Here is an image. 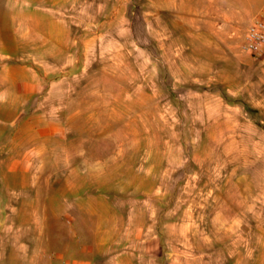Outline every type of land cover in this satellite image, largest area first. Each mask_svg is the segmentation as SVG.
Returning <instances> with one entry per match:
<instances>
[{
    "label": "rangeland",
    "instance_id": "obj_1",
    "mask_svg": "<svg viewBox=\"0 0 264 264\" xmlns=\"http://www.w3.org/2000/svg\"><path fill=\"white\" fill-rule=\"evenodd\" d=\"M263 7L0 0V264H264Z\"/></svg>",
    "mask_w": 264,
    "mask_h": 264
},
{
    "label": "built area",
    "instance_id": "obj_2",
    "mask_svg": "<svg viewBox=\"0 0 264 264\" xmlns=\"http://www.w3.org/2000/svg\"><path fill=\"white\" fill-rule=\"evenodd\" d=\"M242 49L264 65V8L247 27Z\"/></svg>",
    "mask_w": 264,
    "mask_h": 264
},
{
    "label": "crops",
    "instance_id": "obj_3",
    "mask_svg": "<svg viewBox=\"0 0 264 264\" xmlns=\"http://www.w3.org/2000/svg\"><path fill=\"white\" fill-rule=\"evenodd\" d=\"M263 8H264V7H263ZM263 8H262V9H263ZM262 9H261V10H262ZM261 10H260V11H261ZM260 11L256 14V16L260 13ZM50 261L52 262L51 259H50ZM87 263L89 264L90 262H89V261H85V260H83V259H79V258H78V259H75V258H74V259H69V258H68V259L64 260L62 264H87ZM50 264H52V263H50Z\"/></svg>",
    "mask_w": 264,
    "mask_h": 264
},
{
    "label": "bare ground",
    "instance_id": "obj_4",
    "mask_svg": "<svg viewBox=\"0 0 264 264\" xmlns=\"http://www.w3.org/2000/svg\"><path fill=\"white\" fill-rule=\"evenodd\" d=\"M44 13V12H43ZM44 15H46V14H44ZM54 21V20H53ZM57 23V22H56ZM58 24V23H57ZM59 25V24H58ZM15 167V166H14Z\"/></svg>",
    "mask_w": 264,
    "mask_h": 264
}]
</instances>
